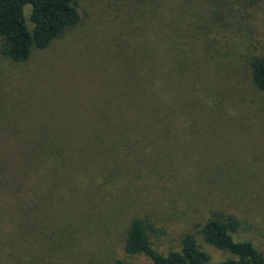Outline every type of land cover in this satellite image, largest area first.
Returning <instances> with one entry per match:
<instances>
[{
	"label": "rangeland",
	"instance_id": "374dc122",
	"mask_svg": "<svg viewBox=\"0 0 264 264\" xmlns=\"http://www.w3.org/2000/svg\"><path fill=\"white\" fill-rule=\"evenodd\" d=\"M79 10L76 26L24 62L0 40V176L26 183L22 165L35 159L32 174L60 173L40 225L0 234V264H155L125 251L135 218L153 223L163 254L190 233L219 264L231 254L199 232L215 212L238 217L234 238L264 253V91L249 69L264 56V0H79ZM171 34L175 59L199 65L154 93ZM138 104L153 118L126 120ZM48 139L66 150L50 168L39 158ZM11 237L23 246L13 259L3 250Z\"/></svg>",
	"mask_w": 264,
	"mask_h": 264
},
{
	"label": "trees",
	"instance_id": "16d2710c",
	"mask_svg": "<svg viewBox=\"0 0 264 264\" xmlns=\"http://www.w3.org/2000/svg\"><path fill=\"white\" fill-rule=\"evenodd\" d=\"M26 5L31 6L30 20L33 23L31 29L24 14ZM81 18L79 0H0L1 51L16 62H24L30 58L34 48H47L65 30L76 26ZM167 46L169 59L166 61V66L156 64L157 74L155 75L157 76L155 78L150 77L154 85V93L156 88L160 86L163 87V90L173 87V85L179 87L185 69H189L188 63L199 65L196 57L189 59L187 55V59H181V62L175 59L182 58L183 52L176 55V51L171 50L176 48L173 38L171 45L167 44ZM158 50L160 51V48ZM162 69L169 72L167 77L159 76ZM249 69L255 87L264 91V56L253 55L249 61ZM139 91H141L140 86ZM137 102L139 103V95ZM139 114L148 115L151 118L155 115L153 111L140 109L138 104L137 109L130 107L126 111L125 119L134 122ZM162 115L164 119L167 117V109L162 112ZM113 138L121 140L126 137L115 131ZM53 142L48 139V142L43 145L45 152L39 157L43 158L44 155H47L49 168L52 166L53 159L60 161L66 152L62 143L56 146L53 145ZM38 164L39 161L35 159L33 164L27 168L22 165L28 174L26 183L23 179L22 182L16 181L13 176H0V234L8 236L12 233L13 235H26L28 231L32 233V227H37L38 224L40 225L38 222L46 218L43 213L44 209L40 210V205L46 199H52L54 195L52 186L58 181L60 173H54L56 175L54 176L53 171L49 169L48 172L39 170L42 176L32 174V169L34 170ZM40 178L41 180H39ZM12 185L15 189L10 190ZM240 227L241 222L235 215L222 216L215 212L200 227L199 232L206 242L231 254L219 264H264V253L254 243L234 238L233 232ZM149 230H155L150 220L146 218L133 219L125 239V251L130 254H145L155 264H212L210 255L199 247L194 235L185 234L180 250H172L168 254H163L153 247ZM11 238L14 242L9 246L8 243L5 244L3 250L13 259L15 254L17 255L23 249V246L14 237Z\"/></svg>",
	"mask_w": 264,
	"mask_h": 264
}]
</instances>
